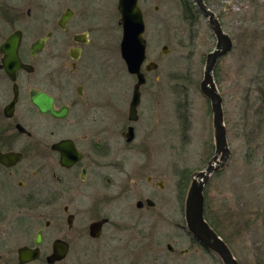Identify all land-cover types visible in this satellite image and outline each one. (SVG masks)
Instances as JSON below:
<instances>
[{
    "label": "flooded vegetation",
    "instance_id": "flooded-vegetation-1",
    "mask_svg": "<svg viewBox=\"0 0 264 264\" xmlns=\"http://www.w3.org/2000/svg\"><path fill=\"white\" fill-rule=\"evenodd\" d=\"M107 4L0 0V264H122L123 222L156 206L153 194L134 207L126 195L140 193L142 184L164 188L154 172L140 166L134 149L155 94L147 75L155 70L142 67L134 120L133 89L129 94L120 86L111 103L91 87L97 51L92 36L106 23ZM257 92L264 108V85ZM45 97L61 116L42 111ZM248 151L253 165L264 169V139L252 135ZM254 191L264 204V189ZM192 240L202 252L215 254ZM166 251L176 255L169 243ZM188 253L182 249L178 255Z\"/></svg>",
    "mask_w": 264,
    "mask_h": 264
},
{
    "label": "rangeland",
    "instance_id": "rangeland-1",
    "mask_svg": "<svg viewBox=\"0 0 264 264\" xmlns=\"http://www.w3.org/2000/svg\"><path fill=\"white\" fill-rule=\"evenodd\" d=\"M106 1V23L92 36L97 51L90 82L109 102L116 103L120 86L131 94L134 81L120 56L117 0ZM182 1L189 5L186 12ZM192 1H138L145 23L147 60L158 67L147 75V87L151 84L155 94L148 104L150 113L140 121L134 149L140 166L154 172L164 188L147 190L141 183L140 193L132 190L126 195V204L132 201L134 207L136 200L153 194L156 206L148 215L136 213L134 220L127 216L123 222L122 264H222L217 255L198 249L184 220L191 181L215 152L211 104L201 93L200 82L206 56L217 39ZM204 1L234 45L213 70L222 97L230 157L205 186V218L215 225L238 264H264V204L253 195L256 187L264 189V169L253 165L248 151L252 135L264 139V108L255 98L258 87L264 85L263 1ZM162 46L168 48L164 55ZM168 243L176 249L174 257L167 255ZM182 249H189L188 255L180 257Z\"/></svg>",
    "mask_w": 264,
    "mask_h": 264
},
{
    "label": "water",
    "instance_id": "water-1",
    "mask_svg": "<svg viewBox=\"0 0 264 264\" xmlns=\"http://www.w3.org/2000/svg\"><path fill=\"white\" fill-rule=\"evenodd\" d=\"M200 13L207 18L208 24L217 39L214 49L206 56L203 78L200 82L201 93L210 101L213 116L215 152L207 167L198 172L192 179L185 200L184 219L187 231L203 247L215 253L222 264H238L226 242L214 231L204 217L203 189L211 175L225 167L230 157L222 108V97L219 94L213 78V70L220 58L233 49L232 38L223 30L215 13L207 7L204 0H193ZM121 27L120 56L126 70L136 78L130 103V119H135V110L139 104L140 87L144 84V70H156L158 65L147 61L146 40L144 38L145 23L138 0H117L116 7ZM7 41H14L10 37ZM168 52L166 46L161 47V53ZM17 42L13 45V61L18 67ZM52 99L45 97L42 111L55 117L61 116L53 110Z\"/></svg>",
    "mask_w": 264,
    "mask_h": 264
},
{
    "label": "trees",
    "instance_id": "trees-1",
    "mask_svg": "<svg viewBox=\"0 0 264 264\" xmlns=\"http://www.w3.org/2000/svg\"><path fill=\"white\" fill-rule=\"evenodd\" d=\"M182 4H183V7H184V11L186 12L187 11V7L189 6L188 4H187V2L186 1H182ZM206 217V216H205ZM206 220H207V218H205ZM208 222H209V224H210V226L217 232V230L215 229V225L212 223V222H210L209 220H207ZM218 233V232H217ZM218 235H219V233H218Z\"/></svg>",
    "mask_w": 264,
    "mask_h": 264
}]
</instances>
